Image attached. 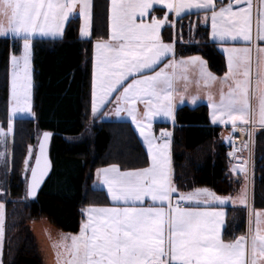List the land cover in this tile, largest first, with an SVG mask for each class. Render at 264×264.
<instances>
[{"label": "snow or ice", "instance_id": "1", "mask_svg": "<svg viewBox=\"0 0 264 264\" xmlns=\"http://www.w3.org/2000/svg\"><path fill=\"white\" fill-rule=\"evenodd\" d=\"M219 3L217 11L216 0H111L109 38L95 44L92 113L115 102L112 114H127L147 146L151 165L129 171H121L115 164L97 169V180L106 186L113 206L89 207L84 212L86 220L79 233L63 235L53 245L62 249L56 253L57 264H264V227L260 219L264 214H256V227H250L246 236L224 242L220 235L224 213L201 210L199 206L225 205L230 198L207 189L179 194L170 180L171 133L162 131L158 139L152 133L154 116H173L176 83L187 80L190 66L199 67L200 79L205 83L217 79L207 72L199 57L175 59V42L166 44L160 35L165 25H174L167 14L162 18L153 15L155 7L160 5L177 17L192 9L210 12L214 40L235 41L239 37L251 45L253 0H243L238 11L233 10L231 0L226 6L224 0ZM236 3L241 4V0ZM256 8L255 40L264 42V0H257ZM91 10V0H0V16L8 19L7 26L0 25V38L22 42V55L11 58L13 113L31 111L30 56L34 38L62 37L66 22L75 15L84 21L81 37H89ZM146 16L150 22L144 21ZM225 51L229 53L228 72L221 83L228 86V91L221 92L218 103L209 95L212 122H231L233 131L237 122L247 125L254 99L259 123L264 127V47L255 49L254 73L251 47ZM139 103L144 104L143 119ZM49 136L43 133L34 166L25 160V171L31 174L27 191L31 197L37 195L50 167L46 156ZM173 194H177L175 206ZM239 199L246 203V193L242 192ZM148 200L151 204L146 206ZM3 237L4 205L0 203V246Z\"/></svg>", "mask_w": 264, "mask_h": 264}, {"label": "trees", "instance_id": "2", "mask_svg": "<svg viewBox=\"0 0 264 264\" xmlns=\"http://www.w3.org/2000/svg\"><path fill=\"white\" fill-rule=\"evenodd\" d=\"M229 0H224V4ZM91 36L79 37V17L68 21L64 37L34 38L31 50L33 110L35 119L12 122L13 138L10 173L6 183L5 243L2 264H42L39 249L29 224L45 218L51 226L74 234L83 219L82 211L92 206H108L103 190L91 184L97 169L118 165L122 171L147 168L149 160L137 133L129 122H100L90 137H82L92 121L90 93L94 40L108 38L109 0H92ZM221 6L219 1L216 4ZM210 12H196L177 18L174 25L175 58L201 56L217 76L226 71L224 57L209 40V28L196 25L193 17ZM153 15L162 18L163 9ZM169 30V29H168ZM182 37V39H181ZM21 41L0 40V127L9 130L8 75L9 58L18 55ZM175 128L171 141L174 184L179 189L207 187L222 197L233 195L242 183L236 171L237 156H228L220 129L210 126L205 106H183L174 113ZM163 125H155L158 128ZM52 133L51 172L36 200L25 196L21 179L33 128ZM242 159V158H241ZM243 162V159H242ZM234 172V174H233ZM21 199L14 201L13 199ZM18 204V205H15ZM252 205L264 210V130L254 135ZM227 210L230 211L229 208ZM237 221L245 230V212L227 215L224 238H231L230 227Z\"/></svg>", "mask_w": 264, "mask_h": 264}, {"label": "rangeland", "instance_id": "3", "mask_svg": "<svg viewBox=\"0 0 264 264\" xmlns=\"http://www.w3.org/2000/svg\"><path fill=\"white\" fill-rule=\"evenodd\" d=\"M91 3H92V0H91ZM78 11L79 10L77 9V13H78ZM165 14L168 15L169 21L171 22L172 25H175V21L177 20V18H180V17H177L175 15V13H168L167 9H165ZM182 16H184V14L181 15V17ZM200 16L201 15L192 18L193 19V23H192L193 30L196 27V25L201 26V24L205 22V18H203L201 21L199 20ZM76 17H78V15H75L73 18H76ZM148 20H149V18L147 20H145V21H148ZM79 22H80V28H81V26L83 25L84 21L81 18H79ZM67 23L68 22H66V24H65V28H66ZM7 24H8V19L5 18V17L0 16V25L7 26ZM209 24H210V22H209ZM65 28H64V30H65ZM64 34H65V31H64L62 37H64ZM160 35H161V38H162L164 43H166V44L167 43H173L174 42V27L173 26H169V25H165V27H163L161 29ZM90 36H91V30H90ZM90 36L89 37H81L80 31H79V37L81 39H88V38H90ZM62 37L52 38V37H39V36H37L35 38L59 39V38H62ZM0 40H5V38H0ZM100 40H94V42L92 44L93 65H92V76H91L92 80H91V93H90V105H91L90 109H91V116H92L91 119H92V121L87 124V128H86L85 132L83 133L82 137H90L91 134H92V128L97 126V123H98L99 120H103V121L112 120V119H107L108 116L107 115H102L101 113H103V112L107 113L106 112V107L108 108V107H112L113 105H115V102L108 103L97 114L93 115V113H92L93 81H94V71H95V63H96V56H97V50L95 49V44L97 42H99ZM104 40H107V39H104ZM21 55H22V42H21L20 53L18 55H15V56L20 57ZM12 56L13 55H11L10 58H9L8 106H7V108H8V118H9V122H10V118H11V124L16 119H30V118L35 119V112L33 110V80H32V70H33V68H32V63H31V56H30V74H31V83H32L31 101H30V103H31V111L30 112H15V113H13L11 111V109L14 107V103L10 99V96H11V74H12V70H13L12 69V64H11ZM169 59H171V56L169 57ZM21 67H22V65H21ZM161 67H162V65H161ZM166 71H169V69H167ZM115 95H117V93H113V96H115ZM176 96H178L177 93H176ZM142 110L143 111H139V114L141 115V119H143V113H144L145 109L142 108ZM249 112H252V111H249ZM124 115H126V114H124ZM123 116H122V118L130 119L128 117H123ZM97 118H99V120ZM120 120H124V119H120ZM156 120H159V115L154 116L152 118V121H151L152 130L154 128V123L157 122ZM167 124H172V123H167ZM132 126H133L135 132H137V130L135 129V126L133 124H132ZM0 133H2V134H0V203H2L1 200L4 198L5 189H6L5 187H6V183H7L8 177H9V173H10V161H11V150H12L13 127H12L11 131H9V130L5 131V130H3L0 127ZM40 135H41V132L34 127L33 131H32V138L34 139V141L32 142L31 145H29L32 148V157L29 158V147L27 149V154L25 156V160L28 159V162L31 165H32V162H33V159H34V156H35L36 145H37V142H38V139H39ZM153 135L156 137L155 134H153ZM226 136H227L226 138L225 137L223 138V143L226 142L228 137H229V135H226ZM169 140H170V146H171V139H169ZM145 152H146L148 160H149V164H148L147 167H150L151 159H150V157L148 155V151L146 149H145ZM170 158H171V150H170V147H169V161H170ZM25 160H24V163L21 166V172H20L21 179L24 182V188L26 186V180H27V176H28V173H29V172L25 171ZM247 164H248L247 158L244 157L242 164L236 168V171L238 173H240V175L242 176V183H241V186L238 188V190L233 195L229 196L230 199L228 200V208L230 209V211L227 210V208H219V207H217V204H213V205H210V206H207V205H200L199 206V207H202L201 210L220 211V212L224 213L223 217H221V226H220V235H221V239L224 242H232V241L238 239L241 236H246L248 234V231H249L250 227H252L253 229H255V227H256V219H257L256 214L257 213L264 214V210H257V209L253 208V205H252V184H251V187H250V184H249V181H248V178L251 177V172H250V177H249ZM241 169H243V171H241ZM233 174H234V172H233ZM251 182H252V177H251ZM173 184H174V182H173ZM197 189H207L208 191L212 192L207 187H200V188H197ZM250 189H251V191H250ZM242 192L246 193V203H241L240 202L239 196L241 195ZM178 193L179 194H186V193H191V191L187 192V191H182V190L178 189ZM174 196H176V198H177V194H174ZM13 200L16 202V201H20L21 199H19V197H18L17 199H13ZM15 205H18V204H15ZM184 206L191 207L193 205H184ZM240 210H243L245 212V230H244V232H242L241 230H240V232L238 231V229H239L238 225L239 224H237V221L234 220V222L232 223V226L230 227V230H229L230 231L229 234H231L232 237L229 238V239L228 238L225 239L223 234H224L225 230L228 231L227 230L228 228L226 227V222H225L227 215L229 213H231V215L234 216L235 213H237ZM84 211H86V210L84 209L82 212L84 213ZM260 219H261V227H264V215H262L260 217ZM39 220H32L30 222V224H29V227H30L31 233L34 235L33 237L37 238V240H38V242L40 243L41 246L46 241H48L50 243H53V245L57 244V243H59V239H61L60 238L61 235H68L65 232H62L61 230H58V229L54 228L53 226H51V224H49V221L47 219L41 218ZM4 221H5V217H4ZM63 233H65V234H63ZM58 250H60V249H57V251ZM41 251H42V247H41ZM53 264H57V259H56V261Z\"/></svg>", "mask_w": 264, "mask_h": 264}, {"label": "crops", "instance_id": "4", "mask_svg": "<svg viewBox=\"0 0 264 264\" xmlns=\"http://www.w3.org/2000/svg\"><path fill=\"white\" fill-rule=\"evenodd\" d=\"M218 1L219 0H216V4H217ZM234 1H236V0H231L232 4H233ZM228 3H229V1L226 2L224 5L226 6ZM253 5H254V7H253V42H252L251 45L248 42L244 41L242 38H239V37L235 41L230 40V39L226 40V41H223V42L219 41L218 39L214 40L212 38V25H211V19H210L211 13H209V14L208 13L201 14V16H200V19H199L200 21L203 18H205L206 16L208 18L207 21L205 20V22L201 24V26L209 28V40L211 42L215 43L216 49L224 57L225 65H226L225 73L228 72V56H229V53L226 52L225 49H238L239 50V49H243L245 47H251L252 48L253 73L255 71V59H256V51H255V49H256V47H264V42L255 40V19H256V13H257V8H256L257 0H253ZM220 7L221 6L216 7V10L218 11ZM239 7H234L233 6V10L234 11H238ZM110 8H111V0H109V20H108V34L109 35H110ZM155 8L163 9L165 11V9L162 8L160 5H157ZM196 12H203V10L192 9L191 11L185 12L183 14L187 15V14L196 13ZM147 19H148L147 16L144 17V21L147 20ZM145 22H150V21L148 20V21H145ZM209 22H210V24H209ZM109 35H108V38H109ZM194 57H199L200 60H202L204 62L207 72L211 73L212 76L216 77L217 79L215 81H209V82L205 83L203 80L200 79L199 67L198 66H195V67L190 66L188 71H187V73H186L187 80L181 79V80H179L176 83V93H177L178 96H176V94L174 95L173 116L170 118V117H166V116L163 117L162 115H159V120H156L157 122L154 123V128H153L152 132H153V134H155V130H156L155 125H166L167 123H172L174 125L175 124L174 123V113H175V110L178 109V108H181L183 106H187V107H190V108H195V107H198V106H205L207 108V112H208V122H209L210 126L220 129V137H219L220 139L219 140L222 142L223 138L224 137L226 138L227 137L226 135H228L232 131L233 125L231 124V122H227V123L220 122V121H218L217 123H213L212 122V111H213V109H212V107L210 105V101H209L208 97H209V95H212L214 101L218 103L219 100H220L221 92L223 91L224 93H226L228 91V86L221 83V80L225 76V73H224L223 76L215 75L213 72H211L209 70L207 62L201 56H198V55H192V56H188V57L175 58V59L177 61H179L181 59L188 60L189 58H194ZM169 71H171V69H169ZM194 98H195V101H194ZM114 107H115V105H113L112 107H108V108L106 107V112L108 113L107 114V116H108L107 119H112V120H109V121H126V122H129L132 125V122H131L130 119L122 118V116L124 114H126V113H122L121 117H117L114 114H112V109ZM137 108H138L139 111H143L142 108H144V104L143 103L137 104ZM250 111H252V112H249V116H248L249 123L247 125L250 124V125H252L254 127V129H255L254 133H256V132H258L260 130H264V127H262L260 125V123H259V119H260L259 118V108H258V105H257V103H256V101L254 99L250 102ZM103 113H105V112H103ZM123 117H127V114L124 115ZM140 118H141V115H140ZM97 119L99 120V118H97ZM120 119H124V120H120ZM107 121L108 120H105V121L99 120L98 123L107 122ZM98 123H97V125H98ZM237 124H238V126H246V125H240L239 122H237ZM136 133H137V136H138L141 144L147 150V146L144 144L143 138L139 135V131L137 130ZM170 150H171V146H170ZM238 157L240 159L241 158L243 159L244 157L247 158V155L245 153H242ZM239 158H237V159H239ZM235 162L237 163V161H235ZM237 164H242V160H241L240 163H237ZM104 168H106V167H104ZM169 168H170V180H171V182L173 184L174 181H173V175H172L171 158H170V161H169ZM126 171H129V170H126ZM91 186H92L93 189L103 190L105 192L107 198H108V201H109V205L108 206H92V207H111V206H113L112 201H111V199H110V197H109V195L107 193V188H106L105 185H103L100 181L97 180L96 172L93 175V181H92ZM173 186H175L177 188L176 185L173 184ZM177 189H179V188H177ZM196 189L197 188H189L187 190L179 189V190L187 191V192L191 191L192 192V191H194ZM176 203H177V198L173 194V200H172L173 206H175ZM147 204H151V201L148 200L146 202V206H147ZM200 208H202V207H200ZM87 209H85V210H87ZM82 215H83V219L80 222L79 230L76 233H74V234H69V233H66V234H68V235H77L79 233L82 221L86 220V216L84 215V213H82ZM4 217H5V208H4ZM225 222L227 224V217H226ZM4 224H5V221H4ZM63 234H65V233H63ZM62 236L63 235H61L60 238ZM35 239H36L37 244H38L39 255H40L42 264H53L56 261V259H57L56 258L57 249L53 247V243H50V242L46 241L41 246L40 243L38 242L37 238H35ZM59 241H60V239H59ZM4 243H5V232H4V237H3V241H2V246H0V264H2ZM41 247H42V251H41ZM59 251H62V249H60Z\"/></svg>", "mask_w": 264, "mask_h": 264}, {"label": "built area", "instance_id": "5", "mask_svg": "<svg viewBox=\"0 0 264 264\" xmlns=\"http://www.w3.org/2000/svg\"><path fill=\"white\" fill-rule=\"evenodd\" d=\"M253 130H254V127L250 124L246 126H238L235 131H232L230 135V139H229L230 140L229 145L227 146L229 152L232 154L240 153L242 150V147L247 146L248 152H249V165L251 163L250 157H251V151H252V146H253ZM162 131L170 132L172 136L173 125L164 126L160 128L158 130L159 137Z\"/></svg>", "mask_w": 264, "mask_h": 264}, {"label": "water", "instance_id": "6", "mask_svg": "<svg viewBox=\"0 0 264 264\" xmlns=\"http://www.w3.org/2000/svg\"><path fill=\"white\" fill-rule=\"evenodd\" d=\"M242 4H243V0H241V4H237L236 1L233 2V6H234V7L242 6ZM45 132H48V131H44V132H42L41 135H40V137H39V139H38V142H37V145H36L35 156L39 154V143H40V141H41L42 138H43V133H45ZM48 133L50 134V136H49V140H48L47 145H46V156H47V159H48V161H49V165H50V167H49L48 173H47V175H46V177H45L43 183L41 184L40 188L38 189V191H37V195H36L35 197H31V196H28V195H27L28 185L31 183V174H30V171H29L28 176H27V180H26L25 195H26L27 200L30 201V202H34V201L36 200V198H37V196H38V194H39L41 188H42L43 185L45 184V182H46V180L48 179V177H49V175H50V172H51V161H50V156H49V154H50V148H51V143H52L53 136H52V133H51V132H48ZM244 149H245V148H244ZM35 156H34V159H33V162H32V166H34ZM236 161H237V163H240V162H241V159H237ZM217 206H218L219 208H227V207H228V203L225 204V205H219V204H217Z\"/></svg>", "mask_w": 264, "mask_h": 264}]
</instances>
